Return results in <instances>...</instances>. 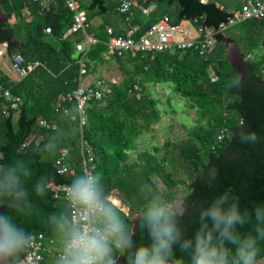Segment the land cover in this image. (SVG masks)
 Masks as SVG:
<instances>
[{
  "label": "trees",
  "instance_id": "trees-1",
  "mask_svg": "<svg viewBox=\"0 0 264 264\" xmlns=\"http://www.w3.org/2000/svg\"><path fill=\"white\" fill-rule=\"evenodd\" d=\"M109 1L92 0L90 10L106 12L111 8ZM153 1L156 10L141 24L136 39L165 14L171 17L173 25L193 21L199 27L206 20L213 31L227 19L226 11L205 0ZM24 7L28 8L30 16L27 22L21 15ZM171 7L175 8L173 17L167 12ZM4 15L14 16L21 24H9L4 21ZM72 16L61 0L51 1L44 8L38 0H0V44L7 46L10 56L19 54L23 67H32L25 78L16 82L0 74V86L21 100L18 110H14L0 99V160L15 157L31 160L34 175L30 185L45 172L55 177L52 185H66L83 171L81 145L86 142L94 153L93 171L102 174L109 193L117 190L139 216L137 242L147 240L142 212L148 196L143 187L156 188L151 176L161 181L167 191L182 186L187 191L184 198L190 212L195 211L196 205L229 190L239 197L242 208L264 204V57L245 60L248 54H256L264 45V20L244 21L225 31L242 56L233 66L224 45L217 43L207 61L199 56L197 45L184 54L177 51L173 55L139 53L135 57L130 54L110 57L118 64L123 80L119 84L108 83L111 94L102 101L89 103L87 123L80 129L77 119H72L76 114L75 103L61 102L60 98L74 91L81 80L106 62L103 54L109 36L103 28L97 31V42L85 56L86 73L81 76L82 55L76 51V45L84 36L81 33L66 35ZM132 23L139 26L138 12ZM47 27L51 29L49 34L44 32ZM209 68L217 78L215 82L209 77ZM236 80L240 83L234 85ZM161 83L172 85L173 93L195 110L197 126L190 131L187 141L167 146L161 158L144 152L131 161L130 151L137 148V139L161 120L160 101L151 97L149 89ZM135 86L140 90H135ZM65 107L70 109L68 115H63ZM241 127L255 131L259 142L242 144L236 135ZM222 128H227L229 136L213 152L211 146ZM49 140L56 150L46 154L40 149ZM62 149L69 150L66 165L73 170V175L61 176L57 172L56 161ZM179 163L188 184L182 177H172L168 166L176 167ZM210 165L218 170L211 187L203 180ZM33 198L38 215L29 219L14 216V219L31 234L43 233L56 238L42 220L46 223L49 214L64 211L65 203L54 198L51 188L46 196L35 197L33 193ZM124 217L132 229L133 220ZM182 222L191 235L196 227L195 216H186Z\"/></svg>",
  "mask_w": 264,
  "mask_h": 264
},
{
  "label": "clouds",
  "instance_id": "clouds-1",
  "mask_svg": "<svg viewBox=\"0 0 264 264\" xmlns=\"http://www.w3.org/2000/svg\"><path fill=\"white\" fill-rule=\"evenodd\" d=\"M236 135L242 144L260 140L244 127ZM55 150L51 140L40 149L46 154ZM31 164L22 157L0 160V264H29L34 236L14 216L38 215L33 193L46 196L55 180L45 172L30 185ZM217 175V168L210 165L204 183L211 187ZM63 188L66 209L49 214L46 223L42 220L56 236L53 264H261L264 260V204L242 208L230 190L190 212L182 192L144 185L147 240L137 242L101 173L83 170ZM192 215L196 227L189 235L182 221Z\"/></svg>",
  "mask_w": 264,
  "mask_h": 264
},
{
  "label": "built area",
  "instance_id": "built-area-1",
  "mask_svg": "<svg viewBox=\"0 0 264 264\" xmlns=\"http://www.w3.org/2000/svg\"><path fill=\"white\" fill-rule=\"evenodd\" d=\"M66 9L72 13V25L67 30L66 35L81 33L84 36L82 42L76 45V51L82 55L80 64V75L86 73L85 70V56L90 47L94 45L97 40L89 35L88 30L90 23L87 13L81 9L80 0H61ZM113 2V11L124 18V22L128 25L125 33L122 36H114L111 29L107 28L106 32L109 36L106 43V51L103 54L104 59H109L112 56H124L130 54L135 57L139 53H167L173 55L175 52H186L197 45L198 54L205 61L208 60L211 51L215 47V35L228 28L233 27L239 23L250 20H264V0H244L239 11L227 12L226 24L219 25L216 31L199 26L197 28V36L194 39H178L179 35H184V31L180 25H173L169 15H163L158 21L152 25L144 35L136 39L139 32V26L132 24L135 13L138 12L146 18H150L156 10V4L153 0H110ZM44 32L49 34L51 29L49 27L44 29ZM180 36V37H181ZM6 56V49L0 50V57ZM11 67L18 77V81L25 78L32 67H23V59L19 54L13 55L11 58ZM209 77L212 82L217 80L211 68L208 69ZM264 81V72L262 74ZM102 79H99L91 84L81 83L71 93L66 94L60 98L61 102L75 103L74 111L76 114L72 117L77 119L80 129L87 123L86 108L92 101H102L106 96L112 92L111 86ZM135 90H140L138 86ZM0 99L7 101L11 108L18 110L21 100L14 96L9 89L0 86ZM60 107V105H59ZM63 115H68L70 109L65 107L62 109ZM6 114V111L4 112ZM44 127L47 125L42 122ZM229 136L227 128H222L215 137L213 146L214 152L216 147ZM82 166L83 170L93 171L94 153L93 149L88 147L86 142H82ZM69 155L68 149H62L60 156L56 161L57 172L61 176L73 175V170H69L66 165V160ZM64 185H51V190L55 199L63 201ZM66 205V204H65ZM34 236V246L31 249L29 256V264H49V259H54L57 252L56 239L47 237L43 233H32Z\"/></svg>",
  "mask_w": 264,
  "mask_h": 264
},
{
  "label": "rangeland",
  "instance_id": "rangeland-1",
  "mask_svg": "<svg viewBox=\"0 0 264 264\" xmlns=\"http://www.w3.org/2000/svg\"><path fill=\"white\" fill-rule=\"evenodd\" d=\"M210 2L217 1L221 5L225 6L226 9L232 10L233 12L240 10V0H209ZM168 14L170 16H175V8L171 7L168 9ZM181 25L190 36L197 35V24L193 21H183ZM179 35L178 37H180ZM2 59V58H0ZM93 66V65H92ZM116 73L119 80L123 79V75L118 68V64L115 61H111L109 64H101L96 68V73H90L92 78L96 79H108L110 75ZM97 81V80H96ZM166 94L160 95L158 100L160 104L158 108L161 112V117L165 118L162 124H154L152 126V134L145 133L140 138L137 139V148L130 151V160L134 161L139 156L140 152H150L154 153L157 157H162L167 146L174 145L176 143H181L189 139L188 131L192 130L197 126L195 110L188 107L182 98H173L167 102L164 97ZM204 124V123H202ZM172 150L171 147H169ZM157 150V153H156ZM170 172L172 173L173 179H178L182 177L186 180V184L189 180L185 177L183 169H181L180 163L176 166H168ZM154 186L161 191L167 192L165 185L159 181L155 176L150 178ZM177 190L183 193V196L187 194V191L182 187L178 186ZM133 219H136V214H131Z\"/></svg>",
  "mask_w": 264,
  "mask_h": 264
},
{
  "label": "crops",
  "instance_id": "crops-1",
  "mask_svg": "<svg viewBox=\"0 0 264 264\" xmlns=\"http://www.w3.org/2000/svg\"><path fill=\"white\" fill-rule=\"evenodd\" d=\"M38 1L40 3L41 7L44 8V7H47L51 1H54V0H38ZM205 1H209V0H205ZM91 2H92V0H80L81 7L87 13L88 20H89V23H90L89 30H91V32L89 33V35H91V36H93L95 38V34H97L98 30L103 28L106 31V29L109 28V29L112 30L114 36H122L125 33V30L128 28V25L124 22V18L121 15H118V14H116L113 11V8H112V7H114L113 2L109 1V5H110L111 8H109V10H107L106 12H103L102 10L100 11L98 9L90 10ZM243 2H244V0H240V4H239L240 8H241ZM53 3H56V2H53ZM213 3L220 10H224L226 12H233L232 10L226 9L225 6L221 5L217 1H214ZM21 15H22V19H24V21L27 22V21L30 20L28 8L24 7L21 10ZM3 19H4V21L7 20V22L9 24H11V25H19V24H21V21L16 19L14 16L11 17V18H8V16L4 15ZM134 20H135V18H134ZM146 20H147V18L142 16L139 13V29H140L141 24L145 23ZM132 24L138 25L137 23H132ZM180 26L182 27V29L184 31L183 26L181 24H180ZM21 30H23L22 34H24L25 33L24 29L22 28ZM196 36L197 35L190 36L186 31H184V35H182L181 37H178V39H188V40H190V39H194ZM3 49H6V56L5 57H0V58H2V59H0V74H4L11 81L16 82V81H18V77H17V75H15V73H14L12 67H11V58H12V56L8 55L7 46L5 44H0V50H3ZM238 49H239V47H238ZM262 57H264V45L261 46L259 50H257L256 54H248L247 57L245 58V60H249V61L254 60L255 61L256 59L258 60V59H261ZM235 58H236V56H235ZM105 60H106V62L104 64H109L112 61L110 58L109 59H105ZM94 73H96V71ZM107 78L108 79H102V80H105V81H107L109 83H112V84H119L123 80V79L119 80L117 78L116 73L110 75ZM96 80H98V79L92 78L91 74L89 73L82 80V83L91 84V83L95 82ZM149 89L151 90V97L153 99H155V100H158L159 98H162V97H160V95H163V92H164V94H166L164 99L167 102L171 100V97L180 98L178 95L173 93L172 85H170L169 83L157 84L155 86H151ZM163 120H165V118L161 117V120L158 123L162 124ZM190 131H188V133H190ZM145 133L152 134V129L149 132H145ZM144 134H143V136H144ZM140 154H142V153L140 152ZM110 194L113 197H115L116 200L118 201L121 212L126 217H128V218L133 220L132 230L136 233V230L134 228V223H135V220L138 219L139 216L136 217V219H133V217H131L132 216L131 214L134 213L133 210L126 203V201L123 198V196L117 190L112 191ZM134 215H135V213H134ZM137 231H138V229H137ZM53 261H54V259H49L48 263L49 264H53Z\"/></svg>",
  "mask_w": 264,
  "mask_h": 264
},
{
  "label": "water",
  "instance_id": "water-1",
  "mask_svg": "<svg viewBox=\"0 0 264 264\" xmlns=\"http://www.w3.org/2000/svg\"><path fill=\"white\" fill-rule=\"evenodd\" d=\"M226 24V20L224 21ZM202 27H206L210 29V24H207V21L204 20L203 24L201 25ZM215 42L217 44H223L224 45V50L227 55V59L230 61L231 65H235L238 61L242 60V56L239 52L238 46L235 43V41L225 32L222 31L220 33H217L215 35ZM8 55H10L9 52H7ZM236 56V58H235ZM134 228L136 230V233H138V219L135 220L134 223ZM261 264H264V260H261Z\"/></svg>",
  "mask_w": 264,
  "mask_h": 264
}]
</instances>
